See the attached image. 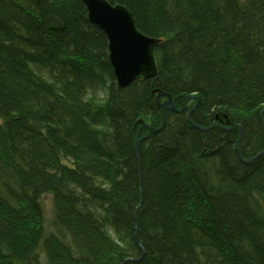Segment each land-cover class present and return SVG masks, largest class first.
<instances>
[{"label":"trees","instance_id":"obj_1","mask_svg":"<svg viewBox=\"0 0 264 264\" xmlns=\"http://www.w3.org/2000/svg\"><path fill=\"white\" fill-rule=\"evenodd\" d=\"M107 1L160 38L155 78L119 87L83 0H0V264H264V0ZM193 94L241 139L168 108L137 211V131Z\"/></svg>","mask_w":264,"mask_h":264},{"label":"water","instance_id":"obj_2","mask_svg":"<svg viewBox=\"0 0 264 264\" xmlns=\"http://www.w3.org/2000/svg\"><path fill=\"white\" fill-rule=\"evenodd\" d=\"M86 4L89 19L93 25L97 28H101L108 36L109 57L114 68L115 77L117 79L119 87L133 83L134 80L144 78H155L158 73V66L156 64V57L154 55L155 48L159 45L160 38L151 37L146 33L140 31L135 23L133 13L122 3L113 4L107 0H83ZM162 94V93H161ZM190 98H196V104L190 108L187 113V120L191 122L195 127L199 129H212L213 127H221L223 130H233L236 126L240 129V136L238 143L242 136V127L240 123L231 124L230 126L220 125L214 123L209 127L200 126L190 119L191 113L199 104V97L197 95L189 96L181 107H177L173 99L169 97L167 101L162 105L163 112V124L154 128L151 125L143 122L142 126L138 129L136 135V155L139 166V205L137 211L141 205V197L143 192V177L140 155V142L142 132L144 129L149 128L152 132H158L164 128L167 123L168 108L176 112H185L187 103ZM264 108L260 111V116L263 118ZM264 152V148L258 153ZM252 158L244 159V161H251ZM138 244L142 247V244L138 238ZM142 257V255H141ZM141 257H125L120 264H124L127 260H140Z\"/></svg>","mask_w":264,"mask_h":264},{"label":"rangeland","instance_id":"obj_3","mask_svg":"<svg viewBox=\"0 0 264 264\" xmlns=\"http://www.w3.org/2000/svg\"><path fill=\"white\" fill-rule=\"evenodd\" d=\"M43 204L45 205V215H47L48 220H50L52 216L51 212H52V207H53L51 194H45L43 196ZM43 259H44V256H43Z\"/></svg>","mask_w":264,"mask_h":264},{"label":"bare ground","instance_id":"obj_4","mask_svg":"<svg viewBox=\"0 0 264 264\" xmlns=\"http://www.w3.org/2000/svg\"><path fill=\"white\" fill-rule=\"evenodd\" d=\"M193 95H194V94H193ZM189 96H192V95H189ZM189 96H188V97H189ZM188 97H186V99H187ZM190 99H192V98H190ZM190 99H189V101H190ZM189 101H188V102H189ZM164 103H165V102H164ZM187 104H188V103H187ZM182 105H183V104H182ZM182 105H181V106H182ZM192 107H193V106H192ZM192 107H191V108H192ZM186 108H187V106H186ZM186 111H187V110H186ZM189 111H190V110H189ZM227 126H228V125H227ZM241 158H242V157H241ZM243 158H244V157H243ZM244 159H245V158H244Z\"/></svg>","mask_w":264,"mask_h":264}]
</instances>
